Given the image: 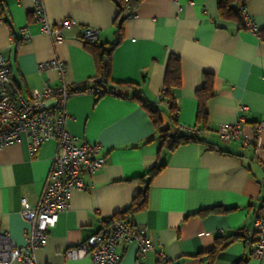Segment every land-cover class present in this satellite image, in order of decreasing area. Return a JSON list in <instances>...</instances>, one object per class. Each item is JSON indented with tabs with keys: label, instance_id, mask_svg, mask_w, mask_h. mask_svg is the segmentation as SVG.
<instances>
[{
	"label": "crops",
	"instance_id": "1",
	"mask_svg": "<svg viewBox=\"0 0 264 264\" xmlns=\"http://www.w3.org/2000/svg\"><path fill=\"white\" fill-rule=\"evenodd\" d=\"M39 1L49 24L64 17L76 24L61 29L54 41L32 18L34 0H0V50L10 68L14 98L28 99L45 84L88 85L96 70L84 47L83 31L97 29L99 42L114 38L116 7L111 0ZM216 2L141 0L125 17L123 36L111 58L112 80L132 82L136 89L120 87L119 94L98 98L86 91L68 97L66 129L85 142H101L105 164L85 175L84 188L71 194L69 207L58 214L34 252L39 264H90L87 256L66 258L65 251L131 203L144 189L145 181L139 178L156 164L158 152L164 166L150 182L146 208L129 217L146 227L155 248L143 253L136 244L120 241L117 264H156L159 252L169 258L166 264H235L240 259L264 264V258L252 256L254 243L240 238L211 262L208 257L217 237L251 228L256 216L264 217V40L239 28L233 19L220 17ZM245 10L258 29H264V0H245ZM22 26L30 33L27 41L20 38ZM169 54L181 62L180 87L173 93L175 121L168 101L160 97ZM54 58L64 63L62 76L56 69L38 70L40 63ZM204 73L213 75V95L204 102V122L197 123L195 93ZM134 93L158 109L163 127L202 128L195 135L204 143L181 144L164 155L156 129ZM239 116L241 138L221 140L218 126ZM55 149V141L49 139L32 152L20 135L0 150V228L17 245L24 241L26 226L19 214L21 198L36 203ZM214 206L233 209L197 214Z\"/></svg>",
	"mask_w": 264,
	"mask_h": 264
},
{
	"label": "built area",
	"instance_id": "2",
	"mask_svg": "<svg viewBox=\"0 0 264 264\" xmlns=\"http://www.w3.org/2000/svg\"><path fill=\"white\" fill-rule=\"evenodd\" d=\"M32 18L40 24L43 33L54 41L60 38V30L75 26L76 21L64 17L53 24L46 19L44 7L39 0H34ZM244 28L257 35L258 27L246 12L242 11ZM20 38L27 41L30 33L26 26L19 28ZM84 41L98 40V30L85 28L81 35ZM64 63L57 58L39 64L38 70L56 69L60 76L64 73ZM92 81H98L93 76ZM88 93L95 95L98 89L90 87ZM71 94L65 84L56 86L44 85L33 90L28 99L14 98L10 91V68L0 50V150L24 135L33 152L46 140L52 139L56 149L51 157V166L45 177L42 190L36 203L31 204L25 197L21 198L19 214L24 220V241L17 245L0 228V264H10L18 261L20 264H39L34 252L45 241L48 230L54 227L58 214L70 205L71 194L82 190L85 186L84 176L93 175L105 164L101 154L102 144L99 141L88 143L71 134L66 129L69 116L65 111V103ZM47 100L51 104H47ZM241 110L246 106L241 105ZM243 117L234 122L222 123L216 133L223 141L241 138L240 125ZM260 123L257 127H261ZM183 131L199 130L178 126ZM247 238L254 240L252 256L264 258V217L254 218L251 228H244ZM120 241L136 244L143 253L154 250L155 244L148 237L145 226L137 225L126 219H110L93 234L82 240L76 246L65 251L66 258H89L90 264H117L116 246ZM169 258L162 252L157 254L156 264H166Z\"/></svg>",
	"mask_w": 264,
	"mask_h": 264
},
{
	"label": "trees",
	"instance_id": "3",
	"mask_svg": "<svg viewBox=\"0 0 264 264\" xmlns=\"http://www.w3.org/2000/svg\"><path fill=\"white\" fill-rule=\"evenodd\" d=\"M116 7V14L113 18L112 25L114 27V38L112 41H104L99 42L96 41H84L83 44L85 49L91 54L96 73L94 77L98 79V81H92V78H89L88 85L84 87H76L70 88L67 87L68 92L73 95L80 92H87L88 88L95 87L98 89V93L94 96L96 98L101 97L106 94H119L117 89L120 87L132 88L136 89L137 85L132 82H115L111 78V58L112 54L121 41L123 36L122 28L123 21L127 15H130L135 7L141 0H111ZM217 11L218 15L222 18L233 19L239 28H244V23L242 19V11L245 8V0H217ZM257 35L264 40V29H258ZM181 80V62L179 56L175 54H169L165 71L163 75L162 82V93L161 100L166 99L169 104L170 110V119L175 121V114L177 110V106L174 103V91L180 87ZM213 75L204 73L203 75V83L202 86L196 91L197 98V110H196V122L202 123L205 119V111L203 109V105L206 99L213 95ZM138 92V88L136 90ZM134 98L140 101L141 106H143L149 116L150 121L154 125L156 129L157 138L160 142V151L164 152L165 155L167 152L173 151L181 144H185L188 142H198L204 143L199 140L195 133L192 131H183L177 128L171 127H163L162 119L158 113V109L155 107L148 106L144 101L141 100L140 96L137 93H134ZM192 128L202 131V128L194 125ZM208 148H213L209 144H205ZM157 161L156 164L150 168L143 177L139 179L145 181V187L142 189L131 201V203L122 211L115 214L112 219H126L130 220L129 217L133 215L135 212L143 210L147 205V190L150 185L153 177L163 168L164 161H159L160 153H157ZM264 202V199L262 200ZM261 208V206H260ZM259 208V209H260ZM233 208H227L222 206H214L211 208H206L203 210H199L197 214L205 215L209 213H225ZM242 239L245 241L250 240L252 243L253 239L247 238L243 229H239L237 232L231 233L230 235L224 237H217L214 242V246L212 249L208 251V257L210 262L214 259L215 255L218 251L223 249L228 243L236 240ZM235 264H246V259H240Z\"/></svg>",
	"mask_w": 264,
	"mask_h": 264
},
{
	"label": "rangeland",
	"instance_id": "4",
	"mask_svg": "<svg viewBox=\"0 0 264 264\" xmlns=\"http://www.w3.org/2000/svg\"><path fill=\"white\" fill-rule=\"evenodd\" d=\"M164 127H166V125L164 124Z\"/></svg>",
	"mask_w": 264,
	"mask_h": 264
}]
</instances>
